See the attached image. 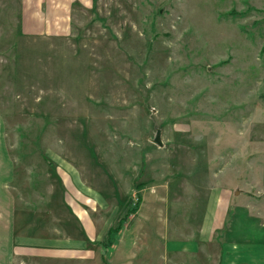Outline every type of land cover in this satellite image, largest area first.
Masks as SVG:
<instances>
[{
  "label": "rangeland",
  "instance_id": "obj_1",
  "mask_svg": "<svg viewBox=\"0 0 264 264\" xmlns=\"http://www.w3.org/2000/svg\"><path fill=\"white\" fill-rule=\"evenodd\" d=\"M21 4L0 0L21 203L69 229L65 196L90 188L109 249L137 220L163 225L165 243L198 241L217 189L264 210V0H76L60 37L24 36Z\"/></svg>",
  "mask_w": 264,
  "mask_h": 264
},
{
  "label": "crops",
  "instance_id": "obj_2",
  "mask_svg": "<svg viewBox=\"0 0 264 264\" xmlns=\"http://www.w3.org/2000/svg\"><path fill=\"white\" fill-rule=\"evenodd\" d=\"M75 1L22 0L24 36H66ZM7 138L0 114V264H254L257 259L254 251L261 246L255 235L263 230L258 218L264 210L256 201L244 204L240 196L233 201L219 189L211 195L198 241L195 237L187 243H165L163 225L145 228L137 220L121 229L113 246L106 248L102 241L112 224H101L86 205L96 199L90 188L75 198L65 196L73 207L74 225L69 229L53 225L57 223L49 216L37 215L21 203L30 196L21 192Z\"/></svg>",
  "mask_w": 264,
  "mask_h": 264
},
{
  "label": "trees",
  "instance_id": "obj_3",
  "mask_svg": "<svg viewBox=\"0 0 264 264\" xmlns=\"http://www.w3.org/2000/svg\"><path fill=\"white\" fill-rule=\"evenodd\" d=\"M131 202H132V198H130V199L127 201L126 208L131 204ZM124 210H125V209H124ZM118 229L120 230V228H118ZM111 233H113V228H112V226H111V228L108 230V232L106 233L105 236L110 235ZM103 241H104V240H103ZM103 241H102V243H103Z\"/></svg>",
  "mask_w": 264,
  "mask_h": 264
}]
</instances>
